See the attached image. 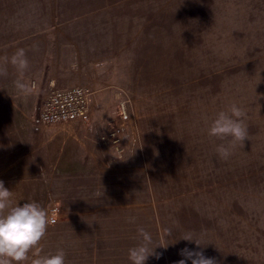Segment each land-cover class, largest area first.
<instances>
[{"label": "rangeland", "instance_id": "rangeland-1", "mask_svg": "<svg viewBox=\"0 0 264 264\" xmlns=\"http://www.w3.org/2000/svg\"><path fill=\"white\" fill-rule=\"evenodd\" d=\"M28 41H60L46 52L52 87L88 86L97 119L69 128L35 116L42 131L0 141L13 204L37 201L60 223L44 253L130 264L142 227L169 244L146 264H176L184 248L218 264H264V0H0V63ZM233 102L247 112L249 140L225 161L207 128ZM70 168L80 183L55 189ZM185 232L204 246L177 240Z\"/></svg>", "mask_w": 264, "mask_h": 264}, {"label": "clouds", "instance_id": "clouds-1", "mask_svg": "<svg viewBox=\"0 0 264 264\" xmlns=\"http://www.w3.org/2000/svg\"><path fill=\"white\" fill-rule=\"evenodd\" d=\"M9 64L19 74V78L14 81L17 91L23 95L31 94V86L22 79L29 68L25 49L18 48L10 57L3 58L0 76L8 74ZM246 120V110L234 102L226 110L217 112L211 120L207 135L220 141L215 152L221 160H228L237 145L244 147V142L249 140ZM12 196V191L0 180V264H66L64 248H57L54 253L43 252L42 241L48 228L55 223L48 209L34 200L22 206L19 203L13 204ZM128 222L134 223L135 217H129ZM164 231L171 235L170 230ZM137 233L138 243L128 249L130 264H146L150 256L160 259L162 254L156 252V249L168 247L165 236H161L159 243H154L152 234L144 228H138ZM177 240L195 243L198 248L204 246L192 232H185ZM179 254L183 258L176 264H186L187 261H191V264H218L215 258L205 257L202 250L184 248Z\"/></svg>", "mask_w": 264, "mask_h": 264}, {"label": "crops", "instance_id": "crops-1", "mask_svg": "<svg viewBox=\"0 0 264 264\" xmlns=\"http://www.w3.org/2000/svg\"><path fill=\"white\" fill-rule=\"evenodd\" d=\"M7 42V41H6ZM35 41H28L20 44L19 48H23L26 51L28 60H29V68L23 74L22 79L27 82L31 88L32 93L29 95L20 94L14 84V81L19 78V74L16 70L9 64L7 65L8 74L6 76H0V141L6 140L3 136H8V141L13 135L14 130L18 133H21L22 129L25 128L27 133L33 135L38 133V130H41V127L37 128L36 124V111H37V102L38 98L44 91L50 86V82L53 83L54 80H58V75L55 72H51V62H48L46 52L49 51L50 46H57V50H60V41H49L48 44H35ZM10 43V50H13V45L16 46L14 41H8ZM9 49H4V55L10 57L12 54L7 55ZM13 53V52H12ZM1 62L0 64H2ZM56 80V81H57ZM90 107L89 102V118L90 123H94L97 121L96 117H94V113ZM91 114V115H90ZM87 121H73L68 124L69 128L72 127H82L86 124ZM73 124V125H72ZM10 137V138H9ZM81 169V167H80ZM76 171V170H75ZM72 169H68V180L65 182L67 184H63L60 181L55 179L54 181L55 189L60 190H71L72 185H77L80 182L73 181L74 175L76 174ZM72 175V176H71ZM70 193L64 192L63 195H67ZM61 196V195H60ZM70 199V197L68 198ZM67 205L71 203V201L65 202ZM63 204V203H62ZM61 204V205H62ZM64 205V204H63ZM65 206V205H64ZM80 212L76 213L79 214ZM75 217V213H70V216ZM81 221H90V218L85 217L80 219ZM53 228H58L60 223L52 224ZM51 225V226H52ZM54 230V229H53ZM44 242V241H43ZM42 242V243H43Z\"/></svg>", "mask_w": 264, "mask_h": 264}, {"label": "built area", "instance_id": "built-area-1", "mask_svg": "<svg viewBox=\"0 0 264 264\" xmlns=\"http://www.w3.org/2000/svg\"><path fill=\"white\" fill-rule=\"evenodd\" d=\"M50 83L48 91L44 93L37 104V121L47 125L63 124L73 121H87L89 119V100L91 89L85 85H73L66 88H54ZM121 118L126 114L122 110ZM118 128L110 132L116 141ZM55 221V218L51 216Z\"/></svg>", "mask_w": 264, "mask_h": 264}]
</instances>
